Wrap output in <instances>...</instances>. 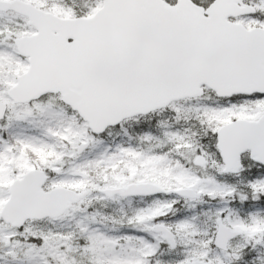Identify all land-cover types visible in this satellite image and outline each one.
Here are the masks:
<instances>
[{
  "label": "snow or ice",
  "instance_id": "snow-or-ice-1",
  "mask_svg": "<svg viewBox=\"0 0 264 264\" xmlns=\"http://www.w3.org/2000/svg\"><path fill=\"white\" fill-rule=\"evenodd\" d=\"M0 264H264V0H0Z\"/></svg>",
  "mask_w": 264,
  "mask_h": 264
}]
</instances>
